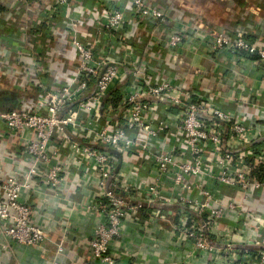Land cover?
<instances>
[{"label":"built area","instance_id":"obj_1","mask_svg":"<svg viewBox=\"0 0 264 264\" xmlns=\"http://www.w3.org/2000/svg\"><path fill=\"white\" fill-rule=\"evenodd\" d=\"M27 3L38 6L32 34L23 39L24 28L13 25L4 47L23 65L13 74L29 67L37 97L26 109L0 110L1 144L10 142L2 153L28 166L0 178L1 234L42 249L48 234L25 201L42 184L88 219V236L78 234L80 264H116L115 243L126 239L133 254L123 264H158L151 259L162 255L172 264H264V98L245 92L231 111L224 92L238 87L229 73L220 84L201 76L187 84L194 73L174 63L193 40L171 26L172 6ZM84 20L86 37L77 33ZM247 37L219 31L198 47L231 66L256 57L264 76V46ZM58 41L57 60H75L68 72L43 62L55 58ZM165 238L177 245L163 248Z\"/></svg>","mask_w":264,"mask_h":264},{"label":"crops","instance_id":"obj_2","mask_svg":"<svg viewBox=\"0 0 264 264\" xmlns=\"http://www.w3.org/2000/svg\"><path fill=\"white\" fill-rule=\"evenodd\" d=\"M20 1L24 2L21 3ZM208 1L203 2L204 6L208 4ZM260 1L223 0L222 10L227 17L222 16L220 18L219 14H216L213 22H205L204 17H200L199 12H197L196 6L199 5L197 2L193 4L189 0H151L153 5L156 6H172L173 9L170 10L171 26L174 25L177 29H182L193 40V42L189 43L192 44L190 48L179 56V59L174 63V65L185 66L189 73H194V76H189L187 79V84L199 81L200 76L204 77L205 83L203 82V84H206L207 80L209 83L220 84L222 78H226L228 73L232 76L231 80L228 81L232 83L230 84L232 87H238V90H232L228 93L224 92V96L231 101V104L223 106L227 110L237 111L240 102L246 97L244 96L245 92L248 94V100L255 98L254 94L257 97L261 96L260 98H264L263 73L259 66L256 65L255 60L245 58L241 63L231 66L229 64L231 62L228 60L220 56L218 58L211 52L200 49L198 47L199 41L205 40L207 35L215 32L224 31L232 36L238 31L246 33L249 36L248 38H250V42L263 47L264 2ZM26 2V0H0V110L2 111L26 109L29 107L30 102H33L37 97L35 78L28 72L29 67L26 66L24 70L22 69V72L13 74L12 71L20 70L23 65L13 55V52L6 53L4 47L6 46L4 42L6 34L15 31L14 27H12L13 25L24 28V32L20 33L23 39L26 35L32 34L38 6L32 3L26 4ZM240 3L243 6L240 7ZM85 4H88L89 8L91 7L89 2H85ZM89 25V21L78 22L77 33L86 37L90 32ZM32 40L30 38L28 42ZM56 44L59 50L52 53V55L57 54L54 56L55 58L44 59L43 62L48 63L55 71L68 72L69 68L74 66L75 60L58 61L57 57L60 55L59 41ZM171 76L173 77L172 74ZM243 89L244 93L242 96ZM233 102L234 104H232ZM6 145L1 144L0 140V178L7 174L9 176L23 175L28 168L27 164L19 156L12 157L9 155L10 158L4 157L2 150H9L10 142L6 143ZM33 189V191L26 193L25 201L33 208L35 214L33 218L34 224L48 234L49 240L42 245V249L25 248L4 237L0 229V264H52L53 262H58L59 264H80L84 252L83 248H81L78 234H83L85 237L88 236L87 217L78 211L74 212L67 209L64 200L58 201L48 196L49 192L42 184L34 186ZM64 194L67 199L79 200L77 195L72 193ZM129 243L131 244V241L128 239L115 243L116 264H123L132 256L133 253ZM183 243L181 242L180 245H183ZM176 245L177 242L168 238H165L163 242V248L166 249L173 248ZM57 246H63L64 251L62 254L57 252ZM184 247L187 248V245L184 244ZM151 261L158 264H172L171 259L165 255H162L159 260L151 259ZM194 264L221 263L218 260L200 258Z\"/></svg>","mask_w":264,"mask_h":264},{"label":"rangeland","instance_id":"obj_3","mask_svg":"<svg viewBox=\"0 0 264 264\" xmlns=\"http://www.w3.org/2000/svg\"><path fill=\"white\" fill-rule=\"evenodd\" d=\"M205 1L206 0H189V2H192L193 4L194 3H199L198 6H196L197 8V12H199V16H203L204 17V20L205 22H213V19H215V16L216 14H219L220 18L222 16H226V13L223 12L222 10V3H223V0H209L208 1V4L206 6H204L205 4ZM262 2H264V0H261ZM260 1V2H261ZM204 2V3H203ZM226 2V1H225ZM259 2V3H260ZM235 6V5H234ZM233 6V7H234ZM240 7L243 6L241 3L239 5ZM209 9H211V11H209ZM233 9V8H232ZM220 20V19H219ZM224 24V23H223ZM222 24V26H223Z\"/></svg>","mask_w":264,"mask_h":264},{"label":"trees","instance_id":"obj_4","mask_svg":"<svg viewBox=\"0 0 264 264\" xmlns=\"http://www.w3.org/2000/svg\"><path fill=\"white\" fill-rule=\"evenodd\" d=\"M26 1H30V0H26ZM22 2H24V1H22ZM22 2H21V3H22ZM87 5H88V4H87ZM248 37H249V36H248ZM248 37H247V38H248ZM249 39H250V38H248V40H249ZM249 41H250V40H249ZM39 43H42V44H43V41H40ZM250 58L253 59V60H256V57H250Z\"/></svg>","mask_w":264,"mask_h":264}]
</instances>
